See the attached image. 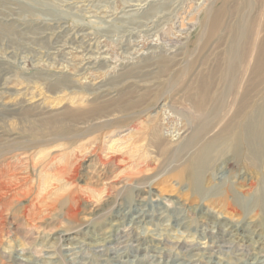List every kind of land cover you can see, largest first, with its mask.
Wrapping results in <instances>:
<instances>
[{"label":"rangeland","instance_id":"374dc122","mask_svg":"<svg viewBox=\"0 0 264 264\" xmlns=\"http://www.w3.org/2000/svg\"><path fill=\"white\" fill-rule=\"evenodd\" d=\"M244 4L0 0V147H24L23 160L0 157V186L16 192L0 195V264H264V146L253 158L248 144L232 145L255 98L264 113V74L251 64L240 71L246 105L239 97L215 119L225 145L191 167L198 148L180 152L211 107L189 97L196 85L209 77L210 99L225 88L220 73L240 17L261 16L264 35V0ZM210 7L227 8L214 32ZM123 88L134 100L144 93L145 104L120 126L39 135L48 119H38L58 115L73 95L117 100ZM57 160L77 175L51 194L42 181Z\"/></svg>","mask_w":264,"mask_h":264},{"label":"bare ground","instance_id":"6f19581e","mask_svg":"<svg viewBox=\"0 0 264 264\" xmlns=\"http://www.w3.org/2000/svg\"><path fill=\"white\" fill-rule=\"evenodd\" d=\"M244 1V5L252 6L255 0ZM226 11V7L217 9L210 7L208 9L206 22L210 23L211 31L214 32L219 29V27H221L223 16H225ZM248 16L245 17L242 15L238 20L239 23L236 25L235 32L232 35V42L228 48L226 59L224 60L225 67L220 73V80L225 88L221 89L214 98L210 99V92H208V88L210 86L208 79L210 78L208 77L205 80L200 81L195 87V92L189 95L192 100L196 101V107L200 108L201 110H205L208 104H211V107L208 110V115L205 120L196 125L193 133L180 149V152H184L195 147L198 148L193 157L187 161L188 163L186 162L187 167H191L192 160L199 158V156L203 153L206 154L205 152L212 151L214 148H216L215 150H219L221 146L228 142V137L224 136L226 128H222L218 131L215 130L218 125L216 124L215 119L219 117L221 110L226 111L239 97H241V100L237 101L239 102L240 108L246 105L249 96L246 94V91L243 93L241 91L242 77L239 75L240 71L243 69L245 70L244 73H246L248 66L251 64L253 66V72L256 76H262L264 74V35L261 34L262 28H260L261 16H258V18L254 17L251 20H249L250 16ZM243 39L249 41V45H247L246 49L242 45ZM168 62H170L168 59H166V61L161 60V63L163 64H168ZM166 69L167 65H164L163 71ZM72 98V103L65 105V108L63 107L61 109L62 112L60 111L55 117L45 118L40 115L42 117L38 119V121H42V119L45 121L48 119L43 122L47 124L46 129L48 131L40 133L39 135L44 136L46 133L48 134L52 132L57 134L56 136L59 137V139L64 138L66 134H69L66 137L72 136L74 138L81 137L84 133L93 135L97 132H100V130L103 128L112 127L114 124H119L120 126V124L128 119V116L134 112H131L130 110H135L144 106L145 104L144 93L138 95V98L134 100L132 91L130 89L124 88L120 91V95L118 96L117 100L108 99L106 101H99L98 96L94 95L91 98H87L86 93L82 95H73ZM75 99H77V101H75ZM256 100L257 99L255 98L251 104L254 103L253 107L255 106L257 108L252 110L247 115L245 122L241 123L239 127L240 131L237 135H235L234 141L232 142L235 150L239 148L244 149V144H248L249 147L246 152H248V154L253 158H257L261 151V147L264 146V135H262L264 133V124L261 128V122L259 121V119L264 116V113H260L262 108L260 107V104L256 102ZM245 110L246 108L243 109L242 113ZM143 111H141V113ZM85 124H89V126L84 128ZM71 127H75V129H71ZM149 134L159 140V127L154 126L150 128ZM23 149V145L18 144V142H13L5 148L1 146L0 157H6V155L11 154L10 156L12 158L23 160V158L20 156V158H18V152ZM7 164L8 166H11V162H8ZM49 167L51 170H55L56 172L47 174V177L42 181V186L44 185V188L42 189H48L49 185L52 184L54 189H52L50 193L54 194V191L58 192L74 184V180L77 175V169L71 167L70 164L65 162L58 163L57 160V163H51L49 164ZM194 173L190 175L192 176L191 181L193 184L199 183L200 179H196L193 176ZM2 174L3 173H0V175ZM39 183L41 184V180ZM12 186L13 184H5L3 187L0 186V195H5L9 191L14 196L16 192L13 190ZM70 188L69 191L68 189L66 190V193L69 192V194H76L77 188ZM20 194L23 196L32 195L30 192L20 193L18 191V195ZM44 198L46 197L44 196Z\"/></svg>","mask_w":264,"mask_h":264}]
</instances>
